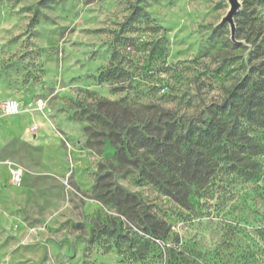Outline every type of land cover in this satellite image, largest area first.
<instances>
[{
	"label": "rangeland",
	"instance_id": "obj_1",
	"mask_svg": "<svg viewBox=\"0 0 264 264\" xmlns=\"http://www.w3.org/2000/svg\"><path fill=\"white\" fill-rule=\"evenodd\" d=\"M239 1L237 37L260 40L264 0ZM227 8L0 0V264H264V167L245 180L214 166L203 185L195 144L179 180L134 139L120 150L124 122L112 104L187 113L205 76L229 85L247 47L218 24ZM114 52L133 79L123 87L100 77ZM9 98L19 103L11 116Z\"/></svg>",
	"mask_w": 264,
	"mask_h": 264
},
{
	"label": "trees",
	"instance_id": "obj_2",
	"mask_svg": "<svg viewBox=\"0 0 264 264\" xmlns=\"http://www.w3.org/2000/svg\"><path fill=\"white\" fill-rule=\"evenodd\" d=\"M259 4L264 5V2ZM256 22L260 40L248 34L238 38L240 26L236 25L235 37L239 42L233 43L247 47L242 71L229 85L213 82L205 76L196 95L199 105L190 112L164 108L151 112L145 106L136 107L121 100L112 102L124 122L122 131L119 130L122 134L120 150L127 153L129 140L134 139L180 180L187 172L190 153H194L191 146L197 144L201 154L192 160L193 175L197 174L203 185L209 180L214 166L245 180L259 179L264 167V16ZM123 59L121 54L115 60L114 52L111 63L100 77L120 84V87L129 79L131 83L133 79ZM215 84L218 92L207 98L208 90ZM189 97L194 98V95L191 93ZM149 181L153 183L156 178ZM153 229L154 235L159 236L157 228Z\"/></svg>",
	"mask_w": 264,
	"mask_h": 264
},
{
	"label": "water",
	"instance_id": "obj_3",
	"mask_svg": "<svg viewBox=\"0 0 264 264\" xmlns=\"http://www.w3.org/2000/svg\"><path fill=\"white\" fill-rule=\"evenodd\" d=\"M228 3V8L225 14L221 17L218 24H227L229 28V36L232 42H239L235 37L236 25L234 21V16L241 6L239 0H226Z\"/></svg>",
	"mask_w": 264,
	"mask_h": 264
},
{
	"label": "built area",
	"instance_id": "obj_4",
	"mask_svg": "<svg viewBox=\"0 0 264 264\" xmlns=\"http://www.w3.org/2000/svg\"><path fill=\"white\" fill-rule=\"evenodd\" d=\"M2 109L5 115H15L19 112V103L15 99H6L2 103ZM33 128L37 127L36 125L32 126ZM21 169L18 167L9 168V179L13 183H17L21 177Z\"/></svg>",
	"mask_w": 264,
	"mask_h": 264
},
{
	"label": "crops",
	"instance_id": "obj_5",
	"mask_svg": "<svg viewBox=\"0 0 264 264\" xmlns=\"http://www.w3.org/2000/svg\"><path fill=\"white\" fill-rule=\"evenodd\" d=\"M9 116H11V115H9ZM7 177H9V172H8V174H7Z\"/></svg>",
	"mask_w": 264,
	"mask_h": 264
}]
</instances>
